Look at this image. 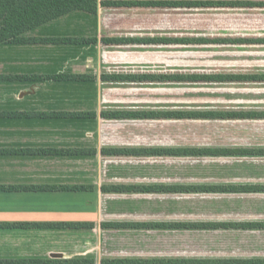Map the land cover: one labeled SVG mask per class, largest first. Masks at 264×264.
<instances>
[{
    "label": "crops",
    "instance_id": "obj_1",
    "mask_svg": "<svg viewBox=\"0 0 264 264\" xmlns=\"http://www.w3.org/2000/svg\"><path fill=\"white\" fill-rule=\"evenodd\" d=\"M157 9L264 7H99L95 15L72 12L25 34L28 38H96L95 44L0 45V76L68 74L94 78L89 81L0 80V264H28L33 261L60 264L58 262L65 260H92L93 264H101L103 260L148 258L124 252L132 248L129 249V244L118 241V238L123 234L155 231L111 230L103 229L101 225L166 221L138 220L131 214L133 199L164 194H115L103 192L102 187L211 184L166 182L157 177L150 179L133 174V169H138L142 161L132 160L171 157L106 156L101 153L104 148H177L116 145L115 136L118 128L124 126L123 121L180 119L101 117L102 112L135 111L104 108L115 102H110V99L116 98L118 85L161 83L101 80L102 75L138 74L122 69L118 71L119 63L125 62L122 55L117 54L119 47L161 44L104 45L100 40L131 37L117 32V27H123L130 21L134 11ZM52 113L65 115H48ZM76 113L93 115H66ZM46 150L82 153L37 152ZM62 225L81 227L65 228Z\"/></svg>",
    "mask_w": 264,
    "mask_h": 264
},
{
    "label": "rangeland",
    "instance_id": "obj_2",
    "mask_svg": "<svg viewBox=\"0 0 264 264\" xmlns=\"http://www.w3.org/2000/svg\"><path fill=\"white\" fill-rule=\"evenodd\" d=\"M117 32L137 38L263 39L264 9L139 10L133 12L123 27H117ZM119 48L117 54L122 55L125 62L119 63L118 71L138 74H264V44ZM115 92L116 98L110 99L115 102L104 108L264 112V83H142L118 85ZM122 124L124 126L116 132V145L264 147V119L123 121ZM132 161H142L138 169H133L134 176L157 177L166 182L264 183V157H171ZM145 196L133 199L131 214L134 219L264 220V195ZM118 241H124L129 244V249L132 248L124 252L140 257L264 258V231L140 232L123 234Z\"/></svg>",
    "mask_w": 264,
    "mask_h": 264
},
{
    "label": "trees",
    "instance_id": "obj_3",
    "mask_svg": "<svg viewBox=\"0 0 264 264\" xmlns=\"http://www.w3.org/2000/svg\"><path fill=\"white\" fill-rule=\"evenodd\" d=\"M99 7H159V8H261L264 1H210V0H0V45L4 44H95L96 38H28L25 34L48 22L72 12L95 15ZM104 45L161 44V45H244L264 44L263 39L206 37L163 38H102ZM88 75L0 76V80L17 81H89ZM105 82H161V83H264V74H111L102 75ZM22 115V114H21ZM47 115V114H38ZM48 115H65L52 113ZM90 116L93 113L66 114ZM107 119H264V112L235 111H108L101 113ZM53 154H77L76 150L37 151ZM106 156L157 157H264V147H177V148H107ZM71 189V188H69ZM75 189V188H73ZM71 189V190H73ZM103 192L115 194H178V195H264V183H218L176 185H116L102 187ZM78 228L81 225H62ZM103 229L155 231V232H214L264 231V220L250 221H143L102 223ZM50 264L33 261L28 264ZM60 264H93L92 260H65ZM101 264H264V258H200V257H148L103 260Z\"/></svg>",
    "mask_w": 264,
    "mask_h": 264
}]
</instances>
